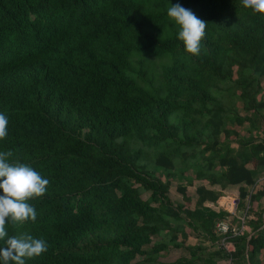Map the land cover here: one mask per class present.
Listing matches in <instances>:
<instances>
[{
  "label": "trees",
  "instance_id": "obj_1",
  "mask_svg": "<svg viewBox=\"0 0 264 264\" xmlns=\"http://www.w3.org/2000/svg\"><path fill=\"white\" fill-rule=\"evenodd\" d=\"M176 4L207 22L198 56ZM263 109L264 19L239 0H0V152L49 180L6 226L46 241L26 264H219L229 212L205 202L228 184L248 205L233 264H264Z\"/></svg>",
  "mask_w": 264,
  "mask_h": 264
},
{
  "label": "clouds",
  "instance_id": "obj_2",
  "mask_svg": "<svg viewBox=\"0 0 264 264\" xmlns=\"http://www.w3.org/2000/svg\"><path fill=\"white\" fill-rule=\"evenodd\" d=\"M240 6L250 9L264 19V0H239ZM167 15L178 26V39L193 56L201 51L207 22L180 4L171 5ZM8 135V117L0 113V140ZM13 153L0 152V240L6 238L7 247L0 250V264H26V260L41 256L48 249L45 240L27 233L9 236L7 225L35 222L37 213L28 201L42 197L48 190L49 180L43 178L30 165L10 163Z\"/></svg>",
  "mask_w": 264,
  "mask_h": 264
},
{
  "label": "built area",
  "instance_id": "obj_3",
  "mask_svg": "<svg viewBox=\"0 0 264 264\" xmlns=\"http://www.w3.org/2000/svg\"><path fill=\"white\" fill-rule=\"evenodd\" d=\"M237 203L238 200L234 202L236 206ZM247 206L243 210H238V212L235 209H231L228 211L227 216L215 222L214 230L219 235L216 244L224 252V255L218 261L219 264H233L235 244L232 237L243 234L247 230Z\"/></svg>",
  "mask_w": 264,
  "mask_h": 264
},
{
  "label": "rangeland",
  "instance_id": "obj_4",
  "mask_svg": "<svg viewBox=\"0 0 264 264\" xmlns=\"http://www.w3.org/2000/svg\"><path fill=\"white\" fill-rule=\"evenodd\" d=\"M236 128L241 132V134H245L246 135L247 134L246 129L248 128V123L245 122L242 126H237ZM233 144H234V146H236L235 142H233ZM258 179H259V182H261V181L264 182V170L261 172V174L259 175ZM259 182L257 181V185H259ZM196 183L197 182L195 181L194 184L187 186L188 194H190L192 196L196 195V193H195V185H196ZM175 184H176L175 181H173L170 184L169 196L171 197L172 201L181 200L180 193L175 190ZM251 187H253V186H251ZM237 188L238 187H235V185H234V186H229V188L227 190H229L230 194L233 195L234 193H237ZM148 195H149V191L145 190V191L141 192V196L143 198H146ZM196 239L197 238H196L195 234L194 233H190L187 240H188V242L191 243V242H195ZM184 252H185L184 248L172 247V248H169L167 253H165L164 255H166V256H177V255H179L181 253H184Z\"/></svg>",
  "mask_w": 264,
  "mask_h": 264
},
{
  "label": "crops",
  "instance_id": "obj_5",
  "mask_svg": "<svg viewBox=\"0 0 264 264\" xmlns=\"http://www.w3.org/2000/svg\"><path fill=\"white\" fill-rule=\"evenodd\" d=\"M229 186H234V185L228 184L224 188H221L220 186H218L217 189H220L223 192V194L218 198V201H216V202L207 201L205 203L207 205L212 206L213 208H216V209L222 208V209L227 210V211H229L231 209H235L238 212L237 206H236V204H234V202H237V200H238V189H237V193H234L233 195H231L229 190H227L229 188ZM235 187H238V185L235 184ZM246 231H249V226L247 227Z\"/></svg>",
  "mask_w": 264,
  "mask_h": 264
}]
</instances>
